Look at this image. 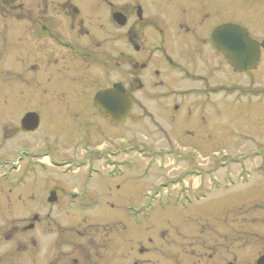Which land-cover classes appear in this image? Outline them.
I'll list each match as a JSON object with an SVG mask.
<instances>
[{
	"label": "flooded vegetation",
	"instance_id": "obj_1",
	"mask_svg": "<svg viewBox=\"0 0 264 264\" xmlns=\"http://www.w3.org/2000/svg\"><path fill=\"white\" fill-rule=\"evenodd\" d=\"M236 24V0H0V138L9 142L0 150V264H264V241L253 247L239 217L184 215V167L157 180V169L170 168L153 166L152 179L124 204L119 179L133 168L124 170V155H139L140 141L106 133L126 122L113 123L95 103L97 93L122 84L127 120L138 111L151 139L167 130L199 141L239 137L250 146L236 154L264 156V141L250 132L263 117L237 118L242 97L259 103L248 115L264 116V71L249 75L264 69V37H253L258 64L238 72L216 45ZM228 37L236 41L235 32ZM28 116L38 122L33 129ZM45 128L56 133L43 146L15 143L50 133ZM91 129L94 142L75 140ZM149 144L160 159L182 163L184 151L200 152ZM68 152L86 159L76 172L62 170L65 184L61 167L45 159ZM258 207L264 212V204L248 209Z\"/></svg>",
	"mask_w": 264,
	"mask_h": 264
},
{
	"label": "rangeland",
	"instance_id": "obj_2",
	"mask_svg": "<svg viewBox=\"0 0 264 264\" xmlns=\"http://www.w3.org/2000/svg\"><path fill=\"white\" fill-rule=\"evenodd\" d=\"M110 1H115V3L118 2V0ZM236 11L238 21H240L250 29L252 37H264V0H236ZM109 37H111V35H109ZM109 41H116V39L110 38ZM263 71L264 69H260L252 72L249 75H259L258 77H260V73ZM239 78L242 79V81L245 80L242 75ZM262 100L264 101V99ZM258 104L259 103L256 102V100L253 98H239L237 102V118L238 121L245 123L244 121H246V119H250L256 116L263 117L261 118V125L259 127L254 126L250 130L251 133L258 134L262 142L264 141V116H262L263 112L261 113V115H248L245 111L247 108L254 107ZM139 116L140 113L138 111L133 112L131 118L126 121L125 125L119 128L106 125L105 131L110 135H123L126 138V141H128L127 143H129V140L132 138V136H135L136 140L139 139L138 141H140L141 146L149 148H151V145L149 144L150 141L156 143L177 142L181 146H185L184 150L197 148L200 152L193 153L192 155H189V157L184 156V163L179 160L180 158L174 159V157H167L166 165L168 166V168H170L168 169L170 171H167L166 169V172L165 169H157V180H163L164 176L168 178L171 175L176 174L183 167L184 173L191 168L199 170L202 167L205 170L207 168H211L212 170H219V172L216 174V179L219 182H221L222 179L225 178V173L229 172V174L234 177L236 183L235 185L230 186L228 189V186H225V184L223 183L218 185H210L209 178L212 175L208 176L206 171H204L203 173L201 172V174L198 176L189 175L185 177L184 183L189 185L190 195L185 193L184 190V215H194L195 213L216 214L217 210H219L220 214L230 212L234 215V218L236 216L237 218L239 217L238 219H240L241 222L237 221L236 223L241 224L242 229L247 230L249 232V235L252 236V246L256 247L262 245L264 241V222L262 221L264 212H262V210H258L260 207L256 209L253 208L252 212L248 209V207H254L255 205L264 204V156L248 157L246 155H237V152H235V150L240 148L244 149L247 146L248 147L246 149H249L250 146L247 141H244L239 137L212 142L199 141L190 138L178 137L175 133L167 130V136L158 135L155 136L154 139H151L148 136V130L143 126L144 122L138 121ZM237 128L241 129V127ZM45 130H49L50 133L44 130H40L38 133L33 135V138H20L21 140L19 139V141H16L15 143H27L30 145L43 146L44 143L52 141L54 137L53 135L56 133L54 129L45 128ZM75 135L78 136L75 137V140H77L79 143L94 142L96 140L95 136H97V132L93 131L92 129L89 130V132H87L86 134H81V132L76 131ZM8 145L9 142L4 143L3 139L0 138V146H2L0 150H6L7 148H9ZM239 145H242V147H238ZM158 146H160V144H158ZM207 149L218 150L219 152L217 154H211L208 153L209 151H205ZM48 152L50 156L54 155L51 150H48ZM133 155L134 154L124 155V157L128 158L124 162V170H129L126 168L127 166H132L133 168L126 172L123 178L119 179V182L122 183L124 204H129L136 199V193L138 189L142 188L141 186H143L146 182H149L153 177V171H150L152 170L150 168H152L153 166L157 167L159 165V161L157 158H155L154 155H149L148 153H145L143 157L138 155H135L133 157ZM50 156L45 159V165L50 164V162L47 160L50 158ZM65 156L66 158L61 157L57 159L60 161L59 164L62 163V166H60L61 168H57V170L59 171L57 176H60L61 182L69 184V182L71 181L65 178L68 174H63L62 170H75L76 172L77 169H68V167L72 165L75 166L73 163V161L75 160H85L86 155L83 154L82 156L81 154V156L72 157L68 152V154H66ZM224 165L226 167H224ZM245 169H250L251 171L249 181L246 183L238 182L243 181L241 176L245 174ZM242 170L243 172L241 175ZM72 175H79V173H74ZM29 181L32 182L33 180L30 179ZM192 191L194 192L191 193ZM190 200L192 201L191 204H189ZM186 205H188V208H186ZM175 209L173 211L175 213L182 212L181 209ZM246 210L247 212H245ZM246 216L248 218V221L243 222L242 218H245ZM252 217H256V220H252ZM204 220L210 221L207 217H205ZM236 229H239V226L237 227L236 225ZM214 230L215 227L212 229L207 228V230L203 233L204 237L208 236V234L212 235Z\"/></svg>",
	"mask_w": 264,
	"mask_h": 264
},
{
	"label": "water",
	"instance_id": "obj_3",
	"mask_svg": "<svg viewBox=\"0 0 264 264\" xmlns=\"http://www.w3.org/2000/svg\"><path fill=\"white\" fill-rule=\"evenodd\" d=\"M115 16L119 19L120 14L116 13ZM223 29L226 30L227 34L229 31L236 33V41H230L229 37H227L228 41H217V45L221 46L226 58L234 66L235 70L244 71L254 68L259 59V44L249 36L247 29L244 27L228 25ZM219 33L221 31L217 30L215 37ZM95 103L100 113L116 124L123 123L131 109L130 99L126 96L122 84H115L112 89L97 93ZM31 120L34 125L29 127ZM24 124H27L28 128L33 129L38 122L28 116L24 120Z\"/></svg>",
	"mask_w": 264,
	"mask_h": 264
}]
</instances>
